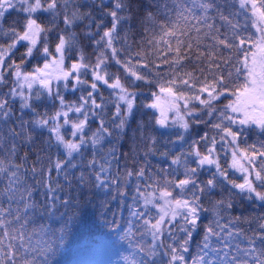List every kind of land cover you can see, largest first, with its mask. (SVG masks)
<instances>
[{
  "label": "snow or ice",
  "instance_id": "6c2138e0",
  "mask_svg": "<svg viewBox=\"0 0 264 264\" xmlns=\"http://www.w3.org/2000/svg\"><path fill=\"white\" fill-rule=\"evenodd\" d=\"M264 264V0H0V264Z\"/></svg>",
  "mask_w": 264,
  "mask_h": 264
},
{
  "label": "trees",
  "instance_id": "16d2710c",
  "mask_svg": "<svg viewBox=\"0 0 264 264\" xmlns=\"http://www.w3.org/2000/svg\"><path fill=\"white\" fill-rule=\"evenodd\" d=\"M106 229L92 228L89 231L81 230L70 238L69 246L66 250H62V254L58 256L62 262L74 264L75 258L82 253H86L88 249L96 248L104 243L103 233Z\"/></svg>",
  "mask_w": 264,
  "mask_h": 264
},
{
  "label": "rangeland",
  "instance_id": "374dc122",
  "mask_svg": "<svg viewBox=\"0 0 264 264\" xmlns=\"http://www.w3.org/2000/svg\"><path fill=\"white\" fill-rule=\"evenodd\" d=\"M121 256L115 249H111L102 243L93 249H88L86 253H82L75 258L74 264H108L109 261L120 260Z\"/></svg>",
  "mask_w": 264,
  "mask_h": 264
}]
</instances>
